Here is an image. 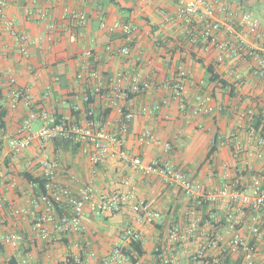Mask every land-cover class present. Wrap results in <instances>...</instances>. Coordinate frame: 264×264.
<instances>
[{
  "label": "crops",
  "instance_id": "1",
  "mask_svg": "<svg viewBox=\"0 0 264 264\" xmlns=\"http://www.w3.org/2000/svg\"><path fill=\"white\" fill-rule=\"evenodd\" d=\"M207 1L214 7L212 20L223 24L230 21V12H251L258 2ZM261 3L264 5V0ZM178 9L175 0H7L4 16L15 23L16 31L28 36L29 42L25 57L15 38L0 31V264H9L14 258L20 264H60L67 259L73 260L72 264H99L111 260L116 248L122 251L124 259L111 260L110 264H132L130 258L137 259L136 252L132 241L123 239L128 229L141 235L145 250L137 264H156V252L164 264H202L194 257L208 242L212 243L209 260L222 263L229 259L230 264H238V257L228 253L230 234L226 230L229 214L240 218L236 205H207L191 214L194 205L180 189L160 175L137 170L131 160L109 156L103 164H94L91 150L87 152L59 140L44 144L30 138L47 121L54 122L56 116L86 125L85 104L89 96L97 118L109 114L103 122L96 118L97 122L107 124L112 133H117L121 112L108 106V96L116 90V74L133 71L152 82L153 88L143 95L130 94L121 102L123 112L134 114L124 145L130 159L139 158L144 164L169 163L204 191L220 188L225 174L239 189L247 188L254 174L264 177V163L248 160L245 153L236 157L237 150L229 141L230 135L236 133L241 148L250 147L248 120L241 117L246 111H254L256 118L263 119L264 126V80L255 75L254 61L245 56L246 50L239 56L231 55L242 40L248 48L255 47L257 39L240 29L237 36L214 34L206 42L202 38L205 16L196 15L191 23H186L179 17ZM65 10L84 13L86 25L78 26ZM251 13L255 15L254 11ZM116 23L134 30L135 41L126 58L107 51L108 46L126 45L120 30L110 31ZM262 34L264 37L263 24ZM87 49L94 54L89 60L83 56ZM180 66L187 70L192 84L185 107L174 99L169 88ZM209 72L219 75L225 84L209 82ZM93 73L99 77L93 78ZM80 75L83 79L78 78ZM100 84L102 93L97 94L95 88ZM20 90L30 99L14 106L13 95ZM200 95L212 98V115L192 114L195 98ZM33 112L40 114L39 119L21 134L24 120ZM146 132L171 144L172 149L167 151L164 145L141 142L140 137ZM216 135L224 138V144L217 139L214 154L207 158ZM261 135L264 137L263 132ZM27 138L30 145L25 150L19 155L11 153L12 139ZM45 156L59 164V185L74 192L92 186L100 194L128 191L131 186L139 202L150 204L161 214V221L139 223L133 205L129 204L113 215H86L84 234L63 236L57 242L41 241L32 219L13 213L25 208L39 217L44 212L42 204H33L38 198L37 187L22 174L42 178L41 161ZM247 162L252 169L246 168ZM194 222L196 231L187 240L181 236L177 240L170 238L172 230L184 233ZM239 227L257 247L256 264H264V217L261 239L255 240L247 229ZM14 233L24 237L21 248L2 243L4 236Z\"/></svg>",
  "mask_w": 264,
  "mask_h": 264
},
{
  "label": "built area",
  "instance_id": "2",
  "mask_svg": "<svg viewBox=\"0 0 264 264\" xmlns=\"http://www.w3.org/2000/svg\"><path fill=\"white\" fill-rule=\"evenodd\" d=\"M178 3V15L184 19L186 23H191L192 18L196 15L203 14L206 18L202 38L209 42L214 34H224L227 36H237L239 30H245L248 34L255 36L257 43L255 47H244L245 42L239 44V48L232 49V56H239L240 52L246 50L245 56L254 61L253 70L256 76L264 80V37L262 34L261 20L251 12L244 11L240 14L230 12V21L228 23H220L213 21L214 7L207 0H175ZM7 0H0V31L9 32L20 45L21 55L28 57L27 44L29 38L25 34L16 31L15 23L6 18L3 9ZM66 15L75 20L80 27H84L87 23V16L81 12H71L65 10ZM106 24L102 22V28L105 29ZM120 30L125 38L126 45L120 48L108 46L107 51L112 55L128 57L131 53V46L135 41L134 30L131 26L116 23L110 29L111 32ZM226 49V47L224 48ZM93 51L87 49L83 56L87 60L93 57ZM223 59H220L222 61ZM93 78L97 79L99 75L93 73ZM83 79V75L78 77ZM116 90L112 95L108 96V106L119 109L121 119L119 122V130L112 133L107 124L88 121L86 125L74 123H59L47 121V123L35 134L31 135V139H36L44 144L54 142L55 140L66 141L72 146H78L89 152L91 150L90 159L94 164H103L109 156H116L121 160L132 161L134 168L144 174H157L162 176L171 186L180 189L186 197L193 203L194 210L203 208L205 205L216 204H234L237 206L236 212L239 214L236 218L233 214L227 216L226 230L230 234L228 243V253L238 257V264H256L257 247L255 243L250 242L244 235V231L239 227L242 225L249 231L255 240L262 238V225L264 217V177L254 174L251 184L245 189H239L236 185L230 183L229 174L224 175L223 185L212 191L202 190L188 176L176 169L169 163L154 161L150 164H144L139 158L130 159L124 151V145L129 134V124L134 117L132 112H123L121 102L125 101L130 94L143 95L153 88L152 82L133 71H122L116 74ZM192 84L187 70L180 66L178 68L177 77L170 83L169 88L175 100L182 107L187 105L189 100V91ZM95 93L101 94V84L96 86ZM29 95L20 90L14 93V106L21 100L28 102ZM89 97L87 98V101ZM215 112L212 105V98L209 96H197L192 110L194 116H210ZM90 116L93 111L87 113ZM254 114L252 110L246 111L241 115L242 119H247L246 126L250 147L247 150L241 148V142L238 140L236 133L230 135L229 141L235 146L237 152L236 157L245 153L246 158L257 159L264 163V137L261 130H258L254 124ZM39 119V115L31 113L24 120L20 133L28 132L33 123ZM30 138L24 140L12 139L10 141L11 153L19 155L30 145ZM218 142L224 144L222 136L217 137ZM140 141L146 144L164 145L167 151L172 149L171 144L164 143L157 136L146 132L140 137ZM43 168V177L45 179L46 192L41 194L33 204L38 207L42 204L44 212L38 217L35 212L28 209H18L13 215L32 219L34 222V230L38 232L39 238L43 242L59 241L63 236L71 234H84L86 229L83 224V218L89 216H106L113 215L120 211L123 207L132 204L133 211L137 215L139 223L154 224L161 221L162 216L156 212L150 204L139 202L134 188L129 186L128 191L117 190L110 194H100L92 186H84L78 192H74L71 188L61 186L56 182V174L59 170V164L45 156L41 161ZM247 169H252L250 162L246 163ZM63 209V215L60 216L59 209ZM243 223V224H242ZM50 226L53 229H50ZM197 223L184 233L180 234L179 229L170 232V238L177 240L182 237L187 240L196 231ZM242 227V228H243ZM123 239L139 242L141 235L133 229H128L123 234ZM2 243L5 245H13L21 248L24 244V237L19 233L9 234L3 237ZM212 247V243L208 242L201 246L194 259L204 264L208 259V252ZM95 257V254H91ZM124 259L122 251L116 248L111 260ZM111 260H105L99 264H110ZM215 264H220V260H212ZM25 264V263H23ZM60 264H72L70 261L64 260ZM78 264H92L90 261ZM170 264V263H166Z\"/></svg>",
  "mask_w": 264,
  "mask_h": 264
},
{
  "label": "trees",
  "instance_id": "3",
  "mask_svg": "<svg viewBox=\"0 0 264 264\" xmlns=\"http://www.w3.org/2000/svg\"><path fill=\"white\" fill-rule=\"evenodd\" d=\"M198 42V41H197ZM210 74L209 75H211L210 76V79H208V81L209 82H215V81H217V82H220V83H223V84H225V82L220 78V76L219 75H217V74H212L211 72H209ZM91 103H92V97L91 96H89V100L86 102V104H85V108L87 109L86 111H87V113H89V112H91V111H93V109L90 107L91 106ZM38 115H40V114H38ZM109 114H101V116H99L98 118L96 117V114H93L92 116H90L89 114H87V119H88V121H92V120H94V121H97V119H100L101 120V122H103L105 119H106V117L108 116ZM97 118V119H96ZM263 119H261V118H256V117H254V124H255V127L258 129V130H261V132H263V134H264V126H263V121H262ZM55 124H59V123H72L71 121H65V120H63V117L62 116H56V119H55ZM58 140H55L54 142H57ZM63 142H65L67 145L69 144L68 142H66V141H63ZM216 142H217V135L214 137V144H213V146H212V148L210 149V151H209V153H208V156H207V158H210L213 154H214V152H215V150H216ZM22 176L25 178V179H27V181L30 183V184H33V185H35L36 187H37V190L39 191L38 192V197L41 195V194H44L45 192H46V188H45V179H44V177H42V178H35V177H33L32 175H30L29 173H23L22 174ZM207 205H205L204 207H206ZM208 207V206H207ZM59 214H60V216L61 215H63V209H59ZM132 247H133V249L135 250V252H136V255H137V259L138 258H141L144 254H145V250L143 249V243L141 242V241H139V242H132ZM127 255V254H126ZM156 264H164V263H162L161 262V260H160V258H159V255H160V253L159 252H156ZM137 259H135V258H130V260H131V262H132V264H137L138 263V260ZM69 261H70V263H73V260H71V259H68ZM9 264H20L19 262H18V260H16L15 258L14 259H12V260H10V262H9ZM204 264H215L212 260H209V259H207V260H205V262H204ZM220 264H230V261H229V259H227L225 262H222V263H220Z\"/></svg>",
  "mask_w": 264,
  "mask_h": 264
},
{
  "label": "rangeland",
  "instance_id": "4",
  "mask_svg": "<svg viewBox=\"0 0 264 264\" xmlns=\"http://www.w3.org/2000/svg\"><path fill=\"white\" fill-rule=\"evenodd\" d=\"M257 8H254L253 10H249L251 12L254 11L255 15L261 20L263 26H264V5L261 3L262 0H257ZM261 1V2H260Z\"/></svg>",
  "mask_w": 264,
  "mask_h": 264
}]
</instances>
